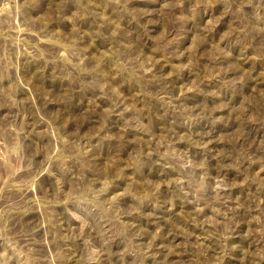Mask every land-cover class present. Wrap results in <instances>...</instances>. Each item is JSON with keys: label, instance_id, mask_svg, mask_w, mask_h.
Listing matches in <instances>:
<instances>
[{"label": "rangeland", "instance_id": "1", "mask_svg": "<svg viewBox=\"0 0 264 264\" xmlns=\"http://www.w3.org/2000/svg\"><path fill=\"white\" fill-rule=\"evenodd\" d=\"M0 264H264V0H0Z\"/></svg>", "mask_w": 264, "mask_h": 264}]
</instances>
